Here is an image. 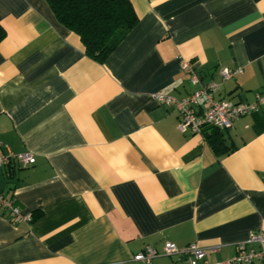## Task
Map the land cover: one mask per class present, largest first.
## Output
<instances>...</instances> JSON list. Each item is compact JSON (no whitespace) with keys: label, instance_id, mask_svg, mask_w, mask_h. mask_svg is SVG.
Here are the masks:
<instances>
[{"label":"crops","instance_id":"0c3cea01","mask_svg":"<svg viewBox=\"0 0 264 264\" xmlns=\"http://www.w3.org/2000/svg\"><path fill=\"white\" fill-rule=\"evenodd\" d=\"M129 1L136 24L98 62L46 0H0V151L34 157L0 166V194L32 215L0 207V264H175L166 241L216 262L264 233V107L221 129L217 154L153 96L264 94V0Z\"/></svg>","mask_w":264,"mask_h":264},{"label":"built area","instance_id":"2783aa9c","mask_svg":"<svg viewBox=\"0 0 264 264\" xmlns=\"http://www.w3.org/2000/svg\"><path fill=\"white\" fill-rule=\"evenodd\" d=\"M187 64H184V67ZM240 72L239 68L222 67L219 74L222 79H228ZM193 83L198 82L196 75L191 76ZM218 84L214 81L202 84L199 89L182 97L156 92L153 94L155 100L167 106L173 107L179 114L180 121L178 129L184 131L190 128L194 132L201 133L204 125H210L219 129H226L232 126L235 119L249 114L258 112L264 107V94L257 93L255 99L248 103H236L226 99H214L213 94L217 91ZM10 161H17L23 165L34 162V157L31 153L14 154L12 152L0 151V166L7 164ZM0 207L8 211L10 220L15 222L27 221L30 222L32 215L28 211H23L13 204L11 199H6L4 194H0ZM256 242L262 246V249L255 251L253 249H245L246 243ZM211 251H217L219 245H211ZM235 253L228 259L209 262L205 258L206 249L195 243L187 244L183 247H178L174 243L166 241L162 247L161 254L172 256L175 258V264H242L251 262L254 259H264V233L262 231L250 232L246 241L236 243ZM159 252L147 247L144 251L133 256V260L149 263L152 257L157 256Z\"/></svg>","mask_w":264,"mask_h":264},{"label":"trees","instance_id":"16d2710c","mask_svg":"<svg viewBox=\"0 0 264 264\" xmlns=\"http://www.w3.org/2000/svg\"><path fill=\"white\" fill-rule=\"evenodd\" d=\"M56 19L75 32L85 54L102 62L138 18L129 0H46ZM5 31L0 26V41ZM227 129V128H226ZM204 139L217 154L227 153L230 147L223 142L221 129L204 125Z\"/></svg>","mask_w":264,"mask_h":264}]
</instances>
